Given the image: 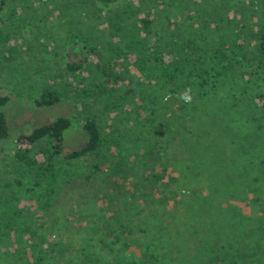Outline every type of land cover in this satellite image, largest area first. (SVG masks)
<instances>
[{
	"label": "rangeland",
	"instance_id": "374dc122",
	"mask_svg": "<svg viewBox=\"0 0 264 264\" xmlns=\"http://www.w3.org/2000/svg\"><path fill=\"white\" fill-rule=\"evenodd\" d=\"M47 1L0 0V97H6L0 110L10 125L9 138L0 139V264H25L31 256L32 241L40 248L46 242L54 245L52 264H57L59 256L66 260L74 252H80L78 242L84 235L89 237L87 246L94 254L91 264H118L123 256L124 262L127 256L149 258L155 252L149 250L145 254L151 236L156 234L150 229L152 221L173 211V199H188L184 196L189 193L187 184L182 186L179 182L171 186L173 181L168 177L179 173L172 165L165 170L155 167L161 175L157 182L142 167L127 170L128 176L121 179L112 162L108 172L91 175L89 185L82 182L74 186L68 180L88 169V162L77 161L62 180L46 187L44 179L26 174L27 168L16 161V138L21 124L37 126L60 116L71 121L65 132L66 150L83 144L81 123L84 117L94 116L103 136L120 139L122 146L128 145L127 161L132 162L143 152L145 139L158 135L156 127L172 119V112L193 114L196 108L200 109L217 124L223 145L220 151L223 171L216 178L207 179L204 168L190 182V188H195L197 196H210L217 209L218 202L228 220L231 217L228 210L234 208L242 223H254L255 211L264 215V165L256 179L253 172L247 178L250 164L246 162L251 159V150L264 161V63L258 64L257 57L249 51L251 45L235 48L237 43L253 42L264 22V0H119L104 9L92 0H54L55 7L52 1ZM145 12L152 18L162 42H167L170 53L166 48H154L142 35L138 21ZM238 33L241 35L237 38ZM140 45L154 61L163 56L170 61L198 57L201 71L210 68L213 58L218 59L216 48L228 53L231 60L223 61L228 68H216L221 74L215 87L205 88L207 96L203 104L191 97L194 101L189 102L184 98L188 89L182 88L183 85L171 92L170 80L158 83L156 77L144 75L137 65L136 47ZM91 47L92 51H88ZM72 48L81 52V59L86 56L91 63L89 67L107 64L114 74L120 75L111 94L93 90L96 92L88 95L79 91V81L86 69L74 73L66 70L67 54ZM233 52H243L244 58L235 57L234 62ZM43 89L56 93L59 101L49 107H36L33 99ZM226 112L232 114L233 120ZM184 120L188 124L187 117ZM134 141L140 145L133 146ZM173 149L176 156H184L176 147L170 148L172 154ZM109 151L116 153L117 149L111 145ZM120 167L126 168L123 163ZM39 181L41 184L35 185ZM86 190L93 194V200L79 207L74 200ZM106 192L110 198L104 196ZM46 198L50 205H45ZM98 207L104 211L97 218ZM27 225L39 229L46 239L34 241L31 230L26 231ZM135 239L141 242L139 246L132 241ZM66 240L68 248L60 252L54 242L67 244Z\"/></svg>",
	"mask_w": 264,
	"mask_h": 264
},
{
	"label": "trees",
	"instance_id": "16d2710c",
	"mask_svg": "<svg viewBox=\"0 0 264 264\" xmlns=\"http://www.w3.org/2000/svg\"><path fill=\"white\" fill-rule=\"evenodd\" d=\"M50 1L53 2L54 0ZM117 1L119 0H92L93 4L101 9L108 8ZM45 2L49 3L47 0ZM52 5L56 6L54 2ZM138 23L142 35L153 43L154 48H166L167 53H170L171 49L167 48V42H162V36L154 30L152 18L148 13L145 12ZM237 35L238 38L241 34L238 33ZM253 39L255 41L253 40V42H247L246 44L244 42L237 43L235 48L241 49L240 47L244 45H251L249 51L253 53V56L257 57L256 60L261 65L264 63V22L258 28L257 35L253 36ZM220 49L216 48L215 52V56L218 59L214 60L213 58L210 68L201 71L200 67L197 66L201 60L198 57L193 59L176 58L170 61L163 56L154 61L153 58L150 60L149 54L148 56L145 55L147 51L145 47L140 45L136 47V52L138 53L137 65L144 75L156 77L159 80L158 83H161L163 79L170 80L172 85L171 92L175 88H179L177 87L178 85H183L182 88L188 89V93L184 96L186 100L191 97L203 104L202 100L207 96L205 88L208 86L215 87L218 76L221 74V70L216 68L226 69L229 67L223 61L228 59L230 62L231 59L227 57L228 53L220 52ZM87 50L92 51V47ZM87 53L85 52L86 55H88ZM233 54L234 62L237 60L235 57L244 58L243 52L240 54L233 52ZM67 56L68 61L65 68L68 72L74 73L86 69L85 74L82 75L79 81V91L81 93L90 95L96 91H102L111 94L113 91L112 85L120 75L114 74L107 64H96L89 67L91 63L89 64L86 61V56L81 59V52L76 48H72ZM197 90L203 91L197 92ZM150 93V96L153 97L152 92ZM154 96L158 98L157 95ZM144 97L143 99H145ZM210 97L212 98L213 96L211 95ZM5 100L6 97H0V106L4 104ZM58 101L59 97L56 93L43 89L34 97L33 104L36 107L44 108L52 106ZM183 101H181V108L184 105ZM192 101L194 100L189 99V102ZM196 107H198V104L194 108ZM195 110L197 111L193 114H191V111L181 112L180 114H177L176 111L175 113L172 112L173 115L170 121L165 122L162 127H156L158 135L153 139H145L143 152L136 153L139 158L142 157L140 161H138L139 158L132 162L127 161L128 145L122 146L123 141L120 139H109L103 136L98 119L94 116L84 117L81 123L85 136L83 144L71 150L65 149V132L71 126L69 118L60 116L37 126L29 123L21 124L16 138L14 157L17 162L27 168L26 174H32L36 179H44L46 187L58 182L59 179L62 180L64 174L70 172L72 163L77 161L88 162V169L79 172L78 177L68 180L74 186L80 185L82 182L89 185L92 179L91 175L108 172L111 169L112 162L115 165V173H118L121 179L128 176L127 170L142 167L146 175L152 176L159 182L161 175L157 174L156 166L163 167L165 170L172 165L174 169H179V173L176 176H170L168 179L170 178L169 180L173 181L171 186H176L179 182L182 186L183 183L187 184L189 193L187 195L184 194V196L188 199L185 201L173 199L175 206L173 211L171 213L166 212L168 215L165 213L159 219L152 221L150 229L155 230L156 234L151 236L152 242L147 244L145 254H148L149 250L155 251L154 254H150L149 258L142 255L139 259L127 256L125 262L124 258L126 256H123V260L118 262V264H264L263 212L261 215L257 211L253 213L255 214L253 218L256 220L254 223L248 221L242 223L239 219V212L234 208V210H228L231 214L230 220H228L229 218L224 217L223 209L220 208L218 202L219 208L217 209L210 196H197L195 188H190L192 186L190 182L196 179L198 173L204 168H206L204 176L206 175L207 179H214L218 172L223 171L220 165L223 160L220 155L223 145H221L220 137L218 136L217 124L211 119V116L206 117L207 115L203 114L200 109L196 108ZM226 113L228 116L229 112ZM186 117L188 124L183 122L186 121L184 120ZM229 119L233 120L232 114L229 115ZM9 136L10 125L5 113L0 110V139L5 140ZM125 141L128 142V139ZM111 145H114L117 149L116 153L109 151ZM139 145L140 143L134 141L133 146ZM172 147L182 151L184 156L182 158L176 156L174 149L172 154L170 151ZM105 148H107L106 152H104ZM249 153L251 159L246 160L250 164L247 178L252 176L251 172H253L252 177L255 178V176H258L259 169H263L264 161L254 150ZM122 163L126 168L120 167ZM139 163L140 165L138 166L137 164ZM131 173L135 176V172L131 171ZM238 173L241 177L244 176L242 171ZM81 176L83 177L82 180L80 179ZM180 176H182L183 182ZM225 181L235 184L233 180L226 179ZM41 182H35V185L38 186ZM238 184L244 185L245 182ZM61 187L62 185H59L58 189ZM92 195L89 190H86L80 193V198L74 200V202L79 207L87 206L93 200ZM104 196L110 198L107 192ZM47 198L50 200V195ZM47 198L45 205H50L51 203L48 202ZM257 201H259V196ZM53 203L56 204L57 202L54 200ZM96 211L99 213L97 218L102 217L104 209L98 207ZM155 214H152V216L154 217ZM173 214L174 220H171ZM51 224L53 225L54 223ZM223 224H225L224 228L226 229L222 227ZM26 231L30 232L34 241L37 238L40 239L38 242L46 239L42 237L41 231L37 228L31 229L27 225ZM161 234H166V237ZM164 239H167V241L162 245ZM89 241L88 236H82L77 247L80 252H74L73 256L66 260H63L62 257L64 256H59L56 259L57 264H61L63 261L65 262L64 264H91L94 254L88 249ZM132 241H137L138 246L141 244L137 239ZM35 243L32 241L29 244L31 256L27 258L25 264H52V257L55 256L54 245L52 246L46 242L40 248ZM66 243L54 242V244L59 246L60 252L64 248H68V240H66ZM165 247H170L172 250L162 251ZM174 258L177 259L175 260ZM246 259L249 261H246Z\"/></svg>",
	"mask_w": 264,
	"mask_h": 264
}]
</instances>
